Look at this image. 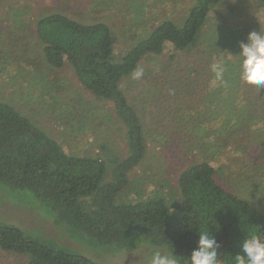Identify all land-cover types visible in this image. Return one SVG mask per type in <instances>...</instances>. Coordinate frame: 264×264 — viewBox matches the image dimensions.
<instances>
[{"label": "rangeland", "instance_id": "1", "mask_svg": "<svg viewBox=\"0 0 264 264\" xmlns=\"http://www.w3.org/2000/svg\"><path fill=\"white\" fill-rule=\"evenodd\" d=\"M195 3L0 0V101L12 105L70 155H100L101 144L107 143V155L122 159L127 155L125 128L111 103L82 89L68 64L60 69L47 64L35 36L37 20L62 13L84 24L105 23L118 61L163 20L182 25ZM253 31L264 32V5L221 0L187 49L166 46L162 54L141 60L140 79L133 80L132 73L122 79L120 90L136 110L146 140L144 160L127 173L123 200L162 195L170 209L168 220L176 223L184 210L180 174L195 163L208 162L221 187L264 215V88L239 78V45ZM214 65L224 66L222 80L216 78ZM0 223L102 264H149L155 251L169 253L151 246L118 252L87 236L69 235L30 191L3 183ZM0 264H27V257L0 249Z\"/></svg>", "mask_w": 264, "mask_h": 264}, {"label": "trees", "instance_id": "2", "mask_svg": "<svg viewBox=\"0 0 264 264\" xmlns=\"http://www.w3.org/2000/svg\"><path fill=\"white\" fill-rule=\"evenodd\" d=\"M220 1L196 0L182 25L163 20L118 61L105 23L84 24L62 13L39 18L35 36L47 64L59 69L68 64L82 89L111 103L125 128L127 155L110 158L107 143L101 144L100 155H70L12 105L0 101V183L30 191L69 235L87 236L118 252L163 247L176 255L178 264H188L199 235L209 231L221 245L222 264H234L246 234H264V215L221 187L210 163H195L180 174L184 210L176 223L168 220L170 209L162 195L151 193L134 202L121 198L129 184L127 173L144 160L146 140L120 82L138 69L143 58L162 54L166 46L187 49ZM256 1L264 5V0ZM0 249L25 255L27 264H102L43 244L3 223Z\"/></svg>", "mask_w": 264, "mask_h": 264}, {"label": "clouds", "instance_id": "3", "mask_svg": "<svg viewBox=\"0 0 264 264\" xmlns=\"http://www.w3.org/2000/svg\"><path fill=\"white\" fill-rule=\"evenodd\" d=\"M239 78L247 85L264 88V32L253 31L247 36V41L239 45ZM213 71L218 80L223 79L225 68L214 65ZM143 76V69H137L131 78L138 80ZM221 245L203 231L198 238L196 248L188 257V264H222L220 259ZM149 264H178L174 253L157 250L150 258ZM234 264H264V234L252 231L246 234L241 244V252L234 256Z\"/></svg>", "mask_w": 264, "mask_h": 264}]
</instances>
